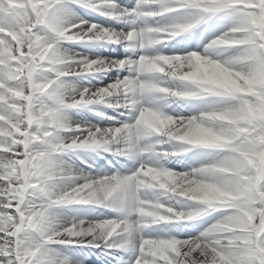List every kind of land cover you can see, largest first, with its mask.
I'll use <instances>...</instances> for the list:
<instances>
[{
	"label": "snow or ice",
	"instance_id": "snow-or-ice-1",
	"mask_svg": "<svg viewBox=\"0 0 264 264\" xmlns=\"http://www.w3.org/2000/svg\"><path fill=\"white\" fill-rule=\"evenodd\" d=\"M0 264H264V0H0Z\"/></svg>",
	"mask_w": 264,
	"mask_h": 264
}]
</instances>
